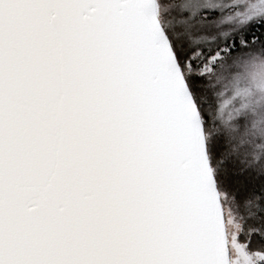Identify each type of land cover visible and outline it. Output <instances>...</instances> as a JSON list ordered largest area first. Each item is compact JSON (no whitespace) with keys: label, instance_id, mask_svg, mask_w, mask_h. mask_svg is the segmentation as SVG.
<instances>
[{"label":"snow or ice","instance_id":"6c2138e0","mask_svg":"<svg viewBox=\"0 0 264 264\" xmlns=\"http://www.w3.org/2000/svg\"><path fill=\"white\" fill-rule=\"evenodd\" d=\"M0 264H264V0H0Z\"/></svg>","mask_w":264,"mask_h":264}]
</instances>
